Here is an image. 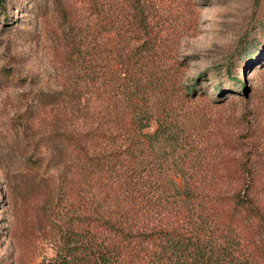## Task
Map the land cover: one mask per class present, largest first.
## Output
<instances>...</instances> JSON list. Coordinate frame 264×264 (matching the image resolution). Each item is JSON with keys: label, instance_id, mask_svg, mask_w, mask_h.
Here are the masks:
<instances>
[{"label": "rangeland", "instance_id": "obj_1", "mask_svg": "<svg viewBox=\"0 0 264 264\" xmlns=\"http://www.w3.org/2000/svg\"><path fill=\"white\" fill-rule=\"evenodd\" d=\"M256 1L140 3L157 23L148 65L160 102L186 132L223 142V152L253 147L264 157V51L255 56L262 44L235 56ZM0 2V264H39L54 254L45 230L63 205L51 192L61 161L51 134L76 125L87 106H112L116 55L137 45L127 27L132 0ZM194 80L199 91L187 93Z\"/></svg>", "mask_w": 264, "mask_h": 264}, {"label": "trees", "instance_id": "obj_2", "mask_svg": "<svg viewBox=\"0 0 264 264\" xmlns=\"http://www.w3.org/2000/svg\"><path fill=\"white\" fill-rule=\"evenodd\" d=\"M140 1L127 23L137 45L112 65V106H87L51 134L61 160L51 192L63 205L45 230L54 254L39 264H264V157L253 147L223 152L160 102L148 65L157 23ZM260 2L237 58L254 40L256 58L264 51ZM194 81L187 93L199 91Z\"/></svg>", "mask_w": 264, "mask_h": 264}]
</instances>
